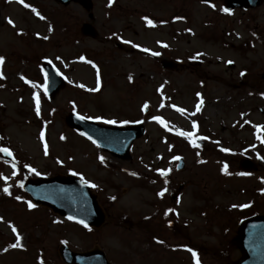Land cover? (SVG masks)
Returning <instances> with one entry per match:
<instances>
[{"label":"rangeland","instance_id":"374dc122","mask_svg":"<svg viewBox=\"0 0 264 264\" xmlns=\"http://www.w3.org/2000/svg\"><path fill=\"white\" fill-rule=\"evenodd\" d=\"M167 2L93 0L89 19L78 4L30 0L26 9L0 0V148L11 153H0V189L8 188L0 190V264H65L61 243L98 247L114 264L239 258V217L264 213V1L226 15L192 0ZM83 22L96 28L93 38L81 33ZM44 55L65 80L51 100ZM70 112L106 125L139 121L145 132L119 159L70 128ZM200 131L210 140L191 148L206 137ZM244 156L253 172L239 169ZM68 174L91 185L105 214L98 227L34 204L21 189L26 178ZM17 236L20 246L11 247Z\"/></svg>","mask_w":264,"mask_h":264},{"label":"water","instance_id":"95a60500","mask_svg":"<svg viewBox=\"0 0 264 264\" xmlns=\"http://www.w3.org/2000/svg\"><path fill=\"white\" fill-rule=\"evenodd\" d=\"M44 70L48 78V95L53 97L63 82L49 64L44 66ZM67 122L104 150L123 158L128 157L130 143L143 133L141 124L125 128L100 126L75 114H70ZM242 165L246 166L247 161ZM22 188L33 202L45 205L69 219L85 225H98L103 220V213L89 186L73 175L28 179ZM239 236L243 255L235 264H264V215L242 221ZM59 251L62 259L69 264H110L101 250L78 253L62 244Z\"/></svg>","mask_w":264,"mask_h":264},{"label":"snow or ice","instance_id":"6c2138e0","mask_svg":"<svg viewBox=\"0 0 264 264\" xmlns=\"http://www.w3.org/2000/svg\"><path fill=\"white\" fill-rule=\"evenodd\" d=\"M21 2H22V0H21ZM109 2L111 3V0H109ZM25 6L27 7V5H25ZM33 11H35V9H33ZM221 11H225V12H227L228 9H226V8H222ZM145 19H147V18H145ZM8 23L11 24L12 21L9 20ZM148 23H149V25H151V21H148ZM2 59H3V58H0V61H2ZM81 59H83V57H81ZM241 75H243V73H241ZM33 98L36 99V94H35V93H33ZM37 112H38V109H37ZM80 118H81V119H84V117H80ZM96 119H100V117H96ZM153 119H154V120H157V121L160 120L159 117H153ZM106 123H114V121H110V120H109V121H106ZM193 127L195 128V123H193ZM257 127H259V126H257ZM40 135H41V139H43V130H41V134H40ZM184 135H191V133H184ZM61 138H63V137H61ZM257 138L259 139V137H257ZM261 142H264V141H261ZM225 151H227V150L225 149ZM0 153H5V154H7V155H9V156L11 155V153H10V152L8 151V149H6V148H0ZM173 159H179V157H174ZM13 169H14V165H13ZM221 171H224V169L222 168ZM12 174H13V175L16 174V173H15V169L13 170V173H12ZM163 174H164V173L161 172V175H163ZM0 179H6V178L3 177L2 175H0ZM0 190L4 191L6 194L8 193V188H7V187H4L3 189H0ZM162 194H163V190H162L160 193H157V195H162ZM29 207H32V205L29 204ZM242 207H243V206H242ZM167 214H168V211L165 212V215H167ZM12 231L15 232V231H16L15 228H13ZM19 241H20V237L17 236V237H16V243L13 244V245H11V247H19V246H20ZM188 251L192 252L193 260L196 261V253L193 252L191 249H188Z\"/></svg>","mask_w":264,"mask_h":264},{"label":"flooded vegetation","instance_id":"af4514ba","mask_svg":"<svg viewBox=\"0 0 264 264\" xmlns=\"http://www.w3.org/2000/svg\"><path fill=\"white\" fill-rule=\"evenodd\" d=\"M112 2L113 1H118V0H111ZM173 1V0H172ZM193 2H195V3H197V4H199V5H202V6H204V7H209L208 8V10L210 11V12H213V11H216L218 8H219V3L220 4H222L223 5V1L224 0H209L208 2H204V1H201V0H192ZM263 1L264 0H261V2L263 3ZM165 3H167V4H169L168 2H167V0H165ZM75 4H78V3H75ZM92 4H93V1L91 2V6H92ZM179 2L178 3H176V9L173 11V10H171V9H169L168 10V13L171 15L170 17L171 18H174V17H176L180 12H181V9L179 8ZM69 5H71V4H69ZM68 5V6H69ZM73 5V4H72ZM79 5V4H78ZM170 5V4H169ZM67 6V7H68ZM80 7H82L81 5H79ZM169 7H172L171 5L169 6ZM83 8V7H82ZM133 11H135V10H133ZM235 11H237V10H235ZM217 13H218V10L216 11Z\"/></svg>","mask_w":264,"mask_h":264}]
</instances>
